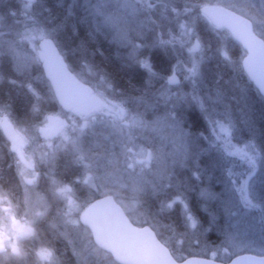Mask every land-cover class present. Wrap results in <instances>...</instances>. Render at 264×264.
I'll list each match as a JSON object with an SVG mask.
<instances>
[{"label":"rangeland","instance_id":"rangeland-1","mask_svg":"<svg viewBox=\"0 0 264 264\" xmlns=\"http://www.w3.org/2000/svg\"><path fill=\"white\" fill-rule=\"evenodd\" d=\"M83 1L84 5L89 6L94 21L105 30L110 40L127 53L132 63L146 72L148 79L146 83L149 87L145 90L150 91L146 96L147 101L138 102L135 99L133 105L136 110L133 111L127 108L126 102L120 100V96H116L112 86L99 72L86 70L80 63L69 64L75 76L94 90L91 110H74L70 113L56 110L41 114L38 113L37 107L36 112L35 108L33 109L34 114H37L36 120L21 126L11 119L9 112L0 107V132L2 133V122L12 125L11 140L7 141L9 145L6 148L11 155L12 169L16 176L20 177L21 182L36 179L32 169L36 166L34 160L38 155V146H42L44 151L41 155L44 158L49 155L55 156L59 152L67 157V153H72L73 149L77 151L78 155L76 154V160L74 159L72 164L77 166L75 176L81 177L82 184L85 177H88V183L83 186L76 185L75 189L78 187V192L76 190L70 192L62 188V185L52 183L54 189H61L52 195L47 190V185L53 177L49 171L48 180H41L40 192L34 194L38 203L45 206L44 199L47 202L50 199L67 202V215L57 219L61 220L63 234L68 237L80 223V217L77 220L76 212L81 203L85 202V196L82 197L85 187L95 195H103L96 188L93 178L97 165H111L125 170L124 175H112L111 182L117 186L131 187L132 194L125 202L123 210L126 209L132 214L131 219L137 225H141L139 221L143 218L150 216L140 209L139 198L145 190L150 195L159 190L155 180L157 184L168 183L171 176L176 177L181 170L190 171L192 179L196 180L198 172L204 168L211 179L215 178L214 174L219 175L218 179L215 178L220 188L219 195L218 198H214L213 195L212 199L221 201L224 216L228 219V222H223V229L219 232L223 240L216 239L217 244L211 242L205 244L203 238L205 233L202 232L206 231L209 225L206 228L198 227V222L189 212L185 199L176 196L168 206L176 203L178 208L184 211L187 224L178 233L186 234V239L177 237L172 240V244L171 239L165 241L173 250L174 257L182 260L188 256H196V248H202L208 258L221 262L242 253L264 255V153L259 150L254 139H250L247 131V134L245 132V135H241L242 128H237L236 125L239 111H236L237 114L233 113V110L229 111L228 103L224 104L215 92L209 94L200 72L206 61L210 59L217 61L219 57L229 68L230 74L235 76L237 66L227 53L229 36L213 28L200 14V10L198 15H193L186 22L173 14V17L180 19V24H176L179 27V35H190L195 38L193 45L183 47L180 45L183 54L177 57L174 48L167 41H160V38L148 28L147 20L140 17L138 8L131 0ZM14 2L15 10L17 12L22 10V20L18 27L13 25L17 27V32L15 31L12 36H4L5 28L2 27V23L9 18L6 5L10 6V3ZM34 3L35 0H0V81L5 78L2 72L6 69L16 74L26 69L33 71L29 79L24 81L19 74V80L15 81L23 83L29 92L32 89L31 82L37 79L34 69L40 66L42 61L38 44L44 40L55 43L57 34L53 25L45 22L37 10L34 12L32 9ZM226 3H229V9L245 18L255 17L258 23L264 19V16H261L264 10L261 0L212 1L215 5L224 6ZM11 8L14 10L13 6ZM11 14L16 17L13 12ZM203 22L209 28V36L215 40L213 46L209 45L212 47L204 45L197 34V26ZM76 33L77 31H72L73 35ZM56 46L66 59L67 56L62 54V51H65L63 47L57 44ZM26 74L28 72L22 76ZM245 79L243 77V80ZM172 80L174 81L171 82ZM10 81L12 83L14 80ZM214 87L212 85V88ZM234 87L237 95L247 91L240 80ZM34 99L37 105L49 107L48 97L39 94ZM229 99L230 97L228 101ZM202 104L211 121L214 136L207 137L206 134L198 133L197 136L190 137L185 111L188 109L200 113ZM177 105L185 110L181 111L184 116L182 118L175 114L178 112L175 110ZM138 109L142 110L137 111ZM47 115L64 119L63 127L51 139H46L39 133L40 127H46L44 118ZM200 144H203L206 156H203ZM194 146L197 150L193 148ZM241 171L245 174L242 182L237 177ZM143 179L146 185L143 184ZM238 183L247 185L246 188L251 192L254 202L239 198L238 192H235ZM203 199H209L208 193H203ZM249 203H255L261 211H258V208H250ZM55 207L54 204V210ZM162 230L165 233L172 232L171 228L164 227ZM56 236L59 238V233H55L54 237ZM82 242L86 249L91 248L95 264H111V261L93 246L88 231L84 233ZM59 244L63 248L66 247L63 239L59 240ZM47 255V248L42 246L40 257L46 258Z\"/></svg>","mask_w":264,"mask_h":264},{"label":"trees","instance_id":"trees-1","mask_svg":"<svg viewBox=\"0 0 264 264\" xmlns=\"http://www.w3.org/2000/svg\"><path fill=\"white\" fill-rule=\"evenodd\" d=\"M131 1L138 8L140 17L143 20H147L149 25L148 28L160 38V41H167V43L174 48L177 57H180L183 54L180 45L182 47L193 45L195 38L190 35H179V27L176 24L180 22V19L173 17V14L179 18L181 17V21L186 22L193 15L199 14L201 5L211 3L213 0ZM83 2V0H74L73 2L72 0H35L32 9L34 12L37 10L39 13L38 15L41 16L45 22L47 21L53 25L52 27L57 31L54 40L58 46L60 45L67 51V53L62 51V54L64 53L63 55L67 56L65 60L68 65L80 63V65L85 66L84 68H86V70L90 69L91 71L99 72L101 76L104 77V80L112 86V90L116 96H120V100L126 102L127 108L135 111L136 109L133 105L135 99L138 102H146V96L150 92L149 90L148 92L145 90V88L149 87L146 83L148 81L146 72L140 66L132 63L127 53L120 48L119 45L110 40L105 30L98 26L97 21H94L92 18L89 6L84 5ZM14 5H16L15 2L10 3V6L6 5L9 18L2 23V27L5 28L3 29L4 36H12L15 31L17 32V27L22 20V10L17 12L15 10L16 6ZM12 6L14 10H11ZM10 11H12L17 18L12 16V12ZM3 14H5L4 10ZM72 31H77V33L73 35ZM209 32V28L204 22L197 26V34H199L200 40L204 42V45L213 46L215 40L209 36ZM228 44L227 53L237 66L235 76L232 75V73L230 74L229 68L226 67V64L218 57L217 61L212 59L206 61L200 69L203 84L209 89V94L212 95L215 92V95L217 97L219 96L224 104L228 103L229 111L233 110V113L239 111V114L236 113L238 115L236 125L237 128H242L241 135H245L247 131L250 134V139H254L253 141L257 144L259 150L264 153V98L258 95L247 79L243 80L245 76L240 67V59L243 56V50L233 41H229ZM2 63H4V61H2ZM1 67H3V65ZM34 71L37 79H33L31 82L32 89L30 92L22 85L23 83H16L15 81L19 80V74H21L20 78L24 81L29 79L33 71L31 72L26 69V71L23 70V72L16 74L14 71L6 69L2 72L5 78L0 81V107L5 109V112H9V114H11L10 117H12L11 119L21 126H26L33 120H36L37 114H34V108L36 112L38 107V113L41 114L59 110L53 99L50 86L43 75L41 66L35 67ZM25 72H28V74L22 76ZM239 77L241 79H239ZM8 79L9 81H7ZM10 80L14 81L11 83ZM239 80L242 85L247 88V91L237 95L234 84L239 82ZM212 85L215 86V89L212 88ZM39 94L50 99L49 107L43 108V104H36L34 97H37ZM228 97H230V101H228ZM202 107L200 113L196 111L191 112L190 110L189 112L188 109L185 111L182 106L178 105L177 109H175L178 110V112L175 113L177 117H186L190 137L197 136L198 133L206 134L207 137L214 136L215 132L211 127V121L204 111V104H202ZM141 110L142 109H138L137 111ZM181 111H185L186 115L183 116ZM8 145L9 143L0 132V187L4 188L15 185L17 178L12 169L11 155L7 152L6 147ZM200 146V150L203 151V156H206L203 144H200ZM193 148L197 150L195 146ZM76 154L78 155L77 151L73 149L72 153H67V157H64L66 155L60 152L53 156L59 158V171L56 173L55 177H52L51 182L53 184L62 185L63 181L71 180L72 177L75 176L77 166L72 164H74ZM142 175L145 177L144 174ZM213 176L216 179L219 177V175L216 174ZM243 176L245 177L243 171L237 175L240 182H242ZM215 178L211 179L208 176L207 170L202 168V170L198 172L197 181L192 179V173L190 171L188 172L185 170H181L176 177L171 176L168 183L157 184L155 180L159 190H156L153 195H150V193L145 190L141 193L139 198L140 209H142L147 216L150 215L149 217L143 218L142 221L149 220L151 222L152 219L159 214L163 222L161 225L162 229L164 227L172 229V232L168 230L169 232L166 233L169 239H164L163 237L159 238L163 243L171 239L170 241L172 244V240L177 237L186 239V234H178L182 231V227L187 224L184 211L178 208L176 203L171 207L168 206L174 197L181 196L185 199L189 212H191L197 220L198 227L201 226L206 228L209 225V228L202 232V234L205 233V236L203 235L204 243L209 244V242H211L217 244L218 242L216 239L220 241L223 240L219 232L223 229V222H228V219L224 216L225 214L223 213L221 201L212 199L213 195L214 198H218L220 189L215 182ZM143 180V184L146 185L145 180ZM246 187L247 185H239L238 183L235 192H238L239 198H245L246 200L250 199L249 201L252 200L254 202L251 192H249ZM78 189L79 188L76 187L75 190L78 192ZM88 190L89 189L85 187V192L82 194V197L85 196V201H92L93 196L99 197V195H95ZM204 192L208 193V200L203 199ZM145 193L148 194L146 198L144 196ZM44 202L47 204V200L44 199ZM249 206L250 208H258L255 203H249ZM259 210L258 208V211ZM259 218L262 217L259 216ZM51 219V217L45 219L40 227L45 228L48 221ZM46 231L51 232V236H55V233H58L55 229H46ZM156 235L159 236V232H157ZM39 239L42 245H51L55 243L54 240L44 233H41ZM57 239L60 240L59 238ZM56 247L63 249L59 243L56 244ZM169 249L173 253L171 247H169ZM196 251V256L207 257L202 248H196ZM102 254L105 255L107 260L111 261L108 254Z\"/></svg>","mask_w":264,"mask_h":264},{"label":"water","instance_id":"water-1","mask_svg":"<svg viewBox=\"0 0 264 264\" xmlns=\"http://www.w3.org/2000/svg\"><path fill=\"white\" fill-rule=\"evenodd\" d=\"M200 11L213 27L226 30L240 46V42H243L248 49H257L258 42L250 33L245 20L241 19L242 16L216 5H205ZM38 48L42 53L44 75L59 107L65 112L74 109L90 110L93 89L75 78L50 40L42 41ZM241 66L245 76L264 98V67H261L259 58L249 56L246 59L244 55ZM45 119L48 126L41 127L39 132L51 138L54 131L63 125V119L55 115H47ZM1 130L11 140L12 126L2 122ZM80 221L87 225L94 245L115 258L119 264H177L169 249L156 235L148 227L133 225L111 196H102L92 201L82 213ZM182 261L183 264H264V256L242 254L227 263L197 257Z\"/></svg>","mask_w":264,"mask_h":264},{"label":"clouds","instance_id":"clouds-1","mask_svg":"<svg viewBox=\"0 0 264 264\" xmlns=\"http://www.w3.org/2000/svg\"><path fill=\"white\" fill-rule=\"evenodd\" d=\"M264 4V0H261ZM230 5L226 3L224 7L228 8ZM264 16V10L261 12ZM241 19L245 20L250 33L258 42L256 50L248 49L246 45L241 43L244 49L245 58L249 56H257L261 67H264V19L259 23L255 17H248ZM95 119V116H93ZM40 121L38 120L37 123ZM5 139L7 137L5 136ZM42 146L37 148V157L34 160V168L32 173L35 174L36 179L30 182H21L17 175L16 184L10 185L7 188L0 187V264H95V258L91 254V248L85 247L82 242V237L88 231L87 225L80 221L68 237L64 236V229L60 219L67 215V202L65 200H49L45 205L38 203L36 195L40 192L41 180H48L49 171L52 172L53 177L59 171V158L51 155L46 158L42 157ZM114 174L124 175L125 170L111 165H97L93 174L96 188L104 196H111L123 209L125 202L132 194L130 186H117L111 182V177ZM88 177H85L83 184L88 183ZM81 177L79 175L72 177L71 180L62 182V188L68 189L70 192L75 190L76 185H81ZM47 190L54 195L61 189H54L52 182L49 181ZM147 193L144 194L145 198ZM98 198L93 196L92 199ZM91 201L82 202L79 210L76 212V218L79 217L89 206ZM54 204L56 205L54 210ZM171 211V210H169ZM159 212V210H158ZM125 214L132 218V214L125 209ZM48 217L53 219L48 221L45 228L40 227L41 223ZM141 226L148 227L154 234L159 232L158 239L163 237L169 239L168 235L162 230V220L160 215L155 216L152 221H139ZM46 229H55L59 233V238L64 240L65 248L60 249L56 247L59 240L51 236V232ZM44 233L49 236L55 243L51 245H42L40 242V235ZM94 246V240L92 241ZM47 248L48 255L46 258L40 257L41 247ZM111 264H119L115 258H110ZM177 264H183L182 260H178Z\"/></svg>","mask_w":264,"mask_h":264}]
</instances>
